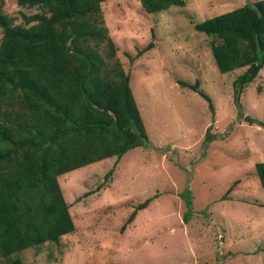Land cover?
Returning a JSON list of instances; mask_svg holds the SVG:
<instances>
[{"label": "rangeland", "instance_id": "1", "mask_svg": "<svg viewBox=\"0 0 264 264\" xmlns=\"http://www.w3.org/2000/svg\"><path fill=\"white\" fill-rule=\"evenodd\" d=\"M255 1L186 0L158 13L146 12L141 0L103 3L150 143L60 175L76 229L0 264H264V188L256 172L264 161V127L241 117L235 102L234 81L246 68L221 72L214 36L195 29ZM0 11L18 24L22 13L41 8L5 0ZM150 41L155 47L131 63L126 53ZM179 79L199 80L215 113ZM240 104L244 115L264 121V67ZM208 132L216 136L206 142ZM187 188L190 208L182 197ZM148 197L152 202L122 229Z\"/></svg>", "mask_w": 264, "mask_h": 264}, {"label": "trees", "instance_id": "2", "mask_svg": "<svg viewBox=\"0 0 264 264\" xmlns=\"http://www.w3.org/2000/svg\"><path fill=\"white\" fill-rule=\"evenodd\" d=\"M16 1L41 11L22 13L23 23L18 24L0 11V261L59 242L76 229L60 175L106 158L120 159L150 143L131 73L107 26V0ZM141 4L146 12L158 13L185 6L186 0ZM195 29L214 36L211 49L221 72L246 68L234 81L235 102L241 117L264 127V121L244 115L240 104L244 88L264 67V0L205 19ZM154 47L150 41L126 55L134 63ZM178 83L199 93L215 113L199 80ZM215 136L208 132L205 141ZM256 172L264 188V161L257 162ZM112 173L113 168L107 178ZM182 197L192 207L190 188ZM152 200L137 205L122 229ZM13 263L27 264L20 259Z\"/></svg>", "mask_w": 264, "mask_h": 264}]
</instances>
